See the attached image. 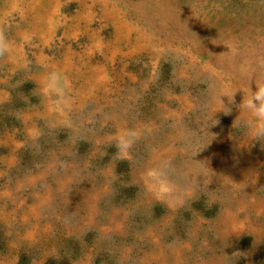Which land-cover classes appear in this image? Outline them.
Segmentation results:
<instances>
[{"label": "rangeland", "instance_id": "obj_1", "mask_svg": "<svg viewBox=\"0 0 264 264\" xmlns=\"http://www.w3.org/2000/svg\"><path fill=\"white\" fill-rule=\"evenodd\" d=\"M264 0H0V264H264Z\"/></svg>", "mask_w": 264, "mask_h": 264}, {"label": "clouds", "instance_id": "obj_2", "mask_svg": "<svg viewBox=\"0 0 264 264\" xmlns=\"http://www.w3.org/2000/svg\"><path fill=\"white\" fill-rule=\"evenodd\" d=\"M259 95L264 96V87H262V88L260 89V93H259Z\"/></svg>", "mask_w": 264, "mask_h": 264}]
</instances>
